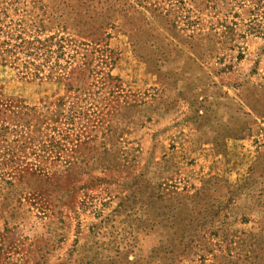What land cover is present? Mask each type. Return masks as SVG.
I'll list each match as a JSON object with an SVG mask.
<instances>
[{"label": "rangeland", "instance_id": "obj_1", "mask_svg": "<svg viewBox=\"0 0 264 264\" xmlns=\"http://www.w3.org/2000/svg\"><path fill=\"white\" fill-rule=\"evenodd\" d=\"M0 264H264V0H0Z\"/></svg>", "mask_w": 264, "mask_h": 264}]
</instances>
